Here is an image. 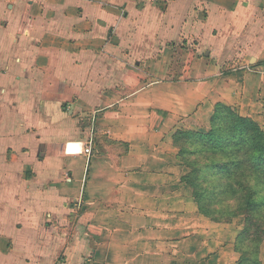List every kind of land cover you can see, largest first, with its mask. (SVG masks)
<instances>
[{
	"label": "crops",
	"instance_id": "obj_1",
	"mask_svg": "<svg viewBox=\"0 0 264 264\" xmlns=\"http://www.w3.org/2000/svg\"><path fill=\"white\" fill-rule=\"evenodd\" d=\"M217 104L264 129V0H0V264H243L173 143Z\"/></svg>",
	"mask_w": 264,
	"mask_h": 264
},
{
	"label": "trees",
	"instance_id": "obj_2",
	"mask_svg": "<svg viewBox=\"0 0 264 264\" xmlns=\"http://www.w3.org/2000/svg\"><path fill=\"white\" fill-rule=\"evenodd\" d=\"M173 143L179 148V160L189 169L183 179L201 214L214 222H231L236 214L224 198L230 182L244 191L245 209L254 206L250 202L252 186L244 181H264V132L253 120L217 104L208 131L179 130ZM201 154L206 162L202 169H196V159ZM258 226L255 221H247L237 236L235 246L243 264H258L257 252L264 242V229Z\"/></svg>",
	"mask_w": 264,
	"mask_h": 264
},
{
	"label": "rangeland",
	"instance_id": "obj_3",
	"mask_svg": "<svg viewBox=\"0 0 264 264\" xmlns=\"http://www.w3.org/2000/svg\"><path fill=\"white\" fill-rule=\"evenodd\" d=\"M209 130V128H208ZM264 132V129H262ZM195 168H203V165L206 162L205 156L201 154L196 159ZM248 172V171H247ZM199 175V171H198ZM250 182L253 192L250 196V202L254 205L250 210H246L244 207V191L237 189L231 182L228 190L225 194V199H228L227 206L231 209L232 212H235V216L231 218V222L237 225V227L243 228L247 221H255L258 229H264V181L254 179ZM243 182V184H245ZM261 222V223H260Z\"/></svg>",
	"mask_w": 264,
	"mask_h": 264
},
{
	"label": "built area",
	"instance_id": "obj_4",
	"mask_svg": "<svg viewBox=\"0 0 264 264\" xmlns=\"http://www.w3.org/2000/svg\"><path fill=\"white\" fill-rule=\"evenodd\" d=\"M89 144H90V141L88 142L87 146L83 148L82 152H84L85 154H88L90 152Z\"/></svg>",
	"mask_w": 264,
	"mask_h": 264
},
{
	"label": "bare ground",
	"instance_id": "obj_5",
	"mask_svg": "<svg viewBox=\"0 0 264 264\" xmlns=\"http://www.w3.org/2000/svg\"><path fill=\"white\" fill-rule=\"evenodd\" d=\"M70 146H74V145H70Z\"/></svg>",
	"mask_w": 264,
	"mask_h": 264
}]
</instances>
